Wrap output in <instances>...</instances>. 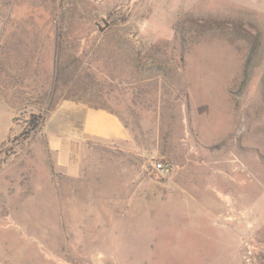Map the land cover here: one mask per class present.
<instances>
[{
	"label": "rangeland",
	"instance_id": "1",
	"mask_svg": "<svg viewBox=\"0 0 264 264\" xmlns=\"http://www.w3.org/2000/svg\"><path fill=\"white\" fill-rule=\"evenodd\" d=\"M69 102L129 132L76 176ZM0 264H264V0H0Z\"/></svg>",
	"mask_w": 264,
	"mask_h": 264
},
{
	"label": "crops",
	"instance_id": "2",
	"mask_svg": "<svg viewBox=\"0 0 264 264\" xmlns=\"http://www.w3.org/2000/svg\"><path fill=\"white\" fill-rule=\"evenodd\" d=\"M58 126L48 140L57 165L65 173L76 176L82 146L87 141L103 144L119 143L129 139V132L112 111L100 107L63 103L55 112Z\"/></svg>",
	"mask_w": 264,
	"mask_h": 264
},
{
	"label": "trees",
	"instance_id": "3",
	"mask_svg": "<svg viewBox=\"0 0 264 264\" xmlns=\"http://www.w3.org/2000/svg\"><path fill=\"white\" fill-rule=\"evenodd\" d=\"M257 48H258L257 38L254 37V39L251 40L249 63L252 60L253 56L256 54ZM248 74L249 73L247 69L245 70L243 74V80H246V78L248 77ZM28 123L32 124V126H37L40 123V119L39 117L32 116L31 118H29Z\"/></svg>",
	"mask_w": 264,
	"mask_h": 264
},
{
	"label": "built area",
	"instance_id": "4",
	"mask_svg": "<svg viewBox=\"0 0 264 264\" xmlns=\"http://www.w3.org/2000/svg\"><path fill=\"white\" fill-rule=\"evenodd\" d=\"M152 168L162 175H167L170 172V165L164 161H153Z\"/></svg>",
	"mask_w": 264,
	"mask_h": 264
}]
</instances>
